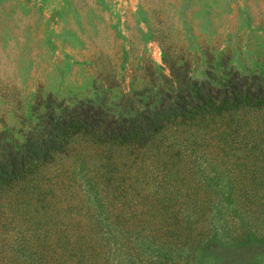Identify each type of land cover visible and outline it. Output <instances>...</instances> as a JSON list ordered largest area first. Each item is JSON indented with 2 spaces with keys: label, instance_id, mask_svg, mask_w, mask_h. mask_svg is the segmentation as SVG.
Wrapping results in <instances>:
<instances>
[{
  "label": "trees",
  "instance_id": "16d2710c",
  "mask_svg": "<svg viewBox=\"0 0 264 264\" xmlns=\"http://www.w3.org/2000/svg\"><path fill=\"white\" fill-rule=\"evenodd\" d=\"M225 78L166 85L133 118L39 100L23 140L0 147V193L14 190L17 210L0 206V264H199L210 247H264V78ZM76 153L104 164L105 213L43 173Z\"/></svg>",
  "mask_w": 264,
  "mask_h": 264
},
{
  "label": "rangeland",
  "instance_id": "374dc122",
  "mask_svg": "<svg viewBox=\"0 0 264 264\" xmlns=\"http://www.w3.org/2000/svg\"><path fill=\"white\" fill-rule=\"evenodd\" d=\"M229 72L264 78V0H0V147L23 140L48 97L133 118L166 85H219ZM76 154L56 156L43 173L81 185L90 210L105 213L96 187L104 164ZM13 198L0 193L10 218ZM203 252L199 264H264V247Z\"/></svg>",
  "mask_w": 264,
  "mask_h": 264
}]
</instances>
